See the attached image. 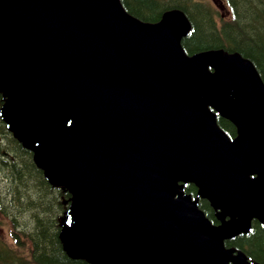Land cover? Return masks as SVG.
<instances>
[{
    "label": "water",
    "instance_id": "95a60500",
    "mask_svg": "<svg viewBox=\"0 0 264 264\" xmlns=\"http://www.w3.org/2000/svg\"><path fill=\"white\" fill-rule=\"evenodd\" d=\"M190 27L180 10L142 22L119 0H0V116L72 195L69 256L229 264L224 240L264 221V83L239 54L187 55ZM210 108L237 126L233 141Z\"/></svg>",
    "mask_w": 264,
    "mask_h": 264
},
{
    "label": "trees",
    "instance_id": "16d2710c",
    "mask_svg": "<svg viewBox=\"0 0 264 264\" xmlns=\"http://www.w3.org/2000/svg\"><path fill=\"white\" fill-rule=\"evenodd\" d=\"M233 14L217 21L213 8L200 0H121L125 9L146 22H157L171 8L182 9L192 28L182 44L190 54L223 49L250 59L264 81V0H227ZM3 101L0 94V106ZM218 124L230 135L235 127L221 117ZM186 192L197 196L188 184ZM71 201L69 191L47 181L43 171L0 119V223L9 226L10 243L0 236V264H89L68 256L60 240V220ZM201 208L212 220L214 211L207 201ZM228 244L264 264V223L254 222L248 234Z\"/></svg>",
    "mask_w": 264,
    "mask_h": 264
},
{
    "label": "rangeland",
    "instance_id": "374dc122",
    "mask_svg": "<svg viewBox=\"0 0 264 264\" xmlns=\"http://www.w3.org/2000/svg\"><path fill=\"white\" fill-rule=\"evenodd\" d=\"M223 1V3H221ZM212 5L215 6V11L218 14V18L226 21L232 19V14L230 13L228 7H226L225 0H209ZM217 4V5H216ZM0 236H2L3 241L10 243L9 238V226L5 223L4 225L0 224Z\"/></svg>",
    "mask_w": 264,
    "mask_h": 264
},
{
    "label": "flooded vegetation",
    "instance_id": "af4514ba",
    "mask_svg": "<svg viewBox=\"0 0 264 264\" xmlns=\"http://www.w3.org/2000/svg\"><path fill=\"white\" fill-rule=\"evenodd\" d=\"M236 133V132H235Z\"/></svg>",
    "mask_w": 264,
    "mask_h": 264
}]
</instances>
